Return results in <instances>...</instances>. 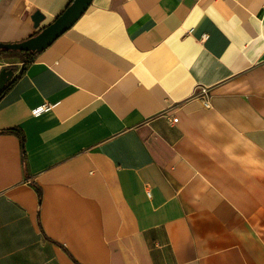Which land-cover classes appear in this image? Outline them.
<instances>
[{
  "label": "crops",
  "instance_id": "0c3cea01",
  "mask_svg": "<svg viewBox=\"0 0 264 264\" xmlns=\"http://www.w3.org/2000/svg\"><path fill=\"white\" fill-rule=\"evenodd\" d=\"M72 1L0 0V43ZM21 59L0 264H264V0H93Z\"/></svg>",
  "mask_w": 264,
  "mask_h": 264
},
{
  "label": "water",
  "instance_id": "95a60500",
  "mask_svg": "<svg viewBox=\"0 0 264 264\" xmlns=\"http://www.w3.org/2000/svg\"><path fill=\"white\" fill-rule=\"evenodd\" d=\"M93 0H74L67 9L49 26L21 43L3 44L0 49L6 51H24L40 53L50 47L60 36L73 27L80 17L87 11ZM35 27H39L44 20L42 13L33 15ZM13 69L4 68L0 72V93L6 88L14 77Z\"/></svg>",
  "mask_w": 264,
  "mask_h": 264
},
{
  "label": "trees",
  "instance_id": "16d2710c",
  "mask_svg": "<svg viewBox=\"0 0 264 264\" xmlns=\"http://www.w3.org/2000/svg\"><path fill=\"white\" fill-rule=\"evenodd\" d=\"M0 55L1 56L10 57V58L11 57H20V58H22L21 59L22 62H24L25 65H26L27 63H30L34 59V57L37 55V53H34V52H24V51H6V50H1L0 49ZM9 69H13L14 71H16V67L15 66H10ZM23 70H24V68H23ZM19 77H20V75L17 76L16 78H14L10 82V84H8L6 86V88L0 93V99L15 84V82L18 80ZM2 133H14V134H18L19 137H21V143H22V146H23V155L25 156L24 139L22 138V134L19 132V130H17V129H11V130H8V131H3Z\"/></svg>",
  "mask_w": 264,
  "mask_h": 264
},
{
  "label": "built area",
  "instance_id": "2783aa9c",
  "mask_svg": "<svg viewBox=\"0 0 264 264\" xmlns=\"http://www.w3.org/2000/svg\"><path fill=\"white\" fill-rule=\"evenodd\" d=\"M205 96H207V95L205 94ZM205 105H206V106H209L208 101L205 102ZM43 110H44V108H41V109L38 110V112H42ZM177 120H178V119H176V118H175V119H172V120H171V123H175V122H177Z\"/></svg>",
  "mask_w": 264,
  "mask_h": 264
}]
</instances>
